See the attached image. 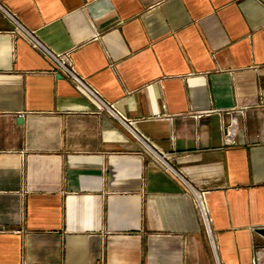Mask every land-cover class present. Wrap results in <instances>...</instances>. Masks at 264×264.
I'll return each instance as SVG.
<instances>
[{"label": "crops", "instance_id": "0c3cea01", "mask_svg": "<svg viewBox=\"0 0 264 264\" xmlns=\"http://www.w3.org/2000/svg\"><path fill=\"white\" fill-rule=\"evenodd\" d=\"M0 6V264H264V0Z\"/></svg>", "mask_w": 264, "mask_h": 264}, {"label": "built area", "instance_id": "2783aa9c", "mask_svg": "<svg viewBox=\"0 0 264 264\" xmlns=\"http://www.w3.org/2000/svg\"><path fill=\"white\" fill-rule=\"evenodd\" d=\"M0 9L4 13L5 17L14 26L13 33H16V32L21 33L23 35V37H25L30 42V44L42 56L48 58L49 60H51L55 64V67H56V71L57 72H59L62 75H64L75 87L83 90L86 94H88L90 97H92L93 99H95L98 102V104L100 105V109L101 110H106L108 113H110L111 115H114L116 118L119 119V117H117V115H115L113 113V109H111V107H109L108 105H106L102 101H100L97 98V96L95 95V93L89 89V87L87 86V84L85 83V81L81 77L78 76V74L75 72V70H74V68L72 66V63H71V60H70L69 55H67V54H55V53H53L50 49H48L36 37L35 33H33L31 31L27 30L26 28H24L18 22L17 18L14 15H12L10 12H8L7 10H5L1 6H0ZM137 138L139 140H141V142L144 145H147V142L145 141V139H143V137L137 135ZM197 203H198V206H199V209H200V213H201V217H202L203 223H204L205 227L208 229L207 212H206V208H205V205H204L203 200L201 201V196H199V199L197 198ZM252 264H254V263H252Z\"/></svg>", "mask_w": 264, "mask_h": 264}, {"label": "bare ground", "instance_id": "6f19581e", "mask_svg": "<svg viewBox=\"0 0 264 264\" xmlns=\"http://www.w3.org/2000/svg\"><path fill=\"white\" fill-rule=\"evenodd\" d=\"M133 135H134V137L135 138H137V135L135 134V133H133ZM138 139V138H137ZM139 140V139H138ZM139 141H141V140H139ZM155 153V152H154ZM156 154V153H155ZM157 155V154H156ZM166 168H167V170H169V171H171V172H174V170H173V168L169 165V164H166ZM185 183V182H184ZM199 196H200V194L197 196V198L199 199ZM203 199L201 198V201H202ZM207 223H209V221L207 220Z\"/></svg>", "mask_w": 264, "mask_h": 264}, {"label": "water", "instance_id": "95a60500", "mask_svg": "<svg viewBox=\"0 0 264 264\" xmlns=\"http://www.w3.org/2000/svg\"><path fill=\"white\" fill-rule=\"evenodd\" d=\"M255 233L261 236V238L264 240V229H257Z\"/></svg>", "mask_w": 264, "mask_h": 264}, {"label": "rangeland", "instance_id": "374dc122", "mask_svg": "<svg viewBox=\"0 0 264 264\" xmlns=\"http://www.w3.org/2000/svg\"><path fill=\"white\" fill-rule=\"evenodd\" d=\"M165 169H166V171H169V170H167V168L165 167Z\"/></svg>", "mask_w": 264, "mask_h": 264}]
</instances>
